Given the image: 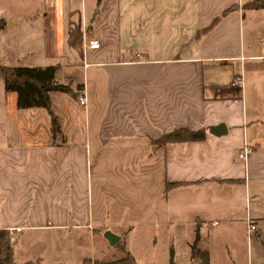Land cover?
<instances>
[{"label": "crops", "instance_id": "1", "mask_svg": "<svg viewBox=\"0 0 264 264\" xmlns=\"http://www.w3.org/2000/svg\"><path fill=\"white\" fill-rule=\"evenodd\" d=\"M253 1L37 0L23 18L32 32L3 65L56 66L58 82L82 84L86 108L49 92L55 144L47 110L17 108L0 85V251L10 246L14 264L122 250L135 263L197 264V232L207 264H264V9ZM177 128L204 137L157 142Z\"/></svg>", "mask_w": 264, "mask_h": 264}, {"label": "trees", "instance_id": "2", "mask_svg": "<svg viewBox=\"0 0 264 264\" xmlns=\"http://www.w3.org/2000/svg\"><path fill=\"white\" fill-rule=\"evenodd\" d=\"M247 8L264 9V0H254L249 6H247ZM216 20L217 19L213 22ZM56 70V66L22 67L0 65V79L3 82V89L6 92L13 91L16 94L17 108L43 107L47 110L51 123V137L53 139H55L54 137L56 134L60 132V125L53 109L51 108L49 92H64L69 96L76 98L80 91H82V84L74 83L71 78L66 83L58 82L55 78ZM203 137L204 132L201 129L190 131L185 128H177V130L162 134V137L158 139L157 142L163 144L165 142L202 139ZM174 185H176V183H167L166 188ZM194 238L195 240L191 245V253H193L194 256L198 255L199 261L197 264H207L206 252L200 251L195 247L198 239L197 232ZM121 248L122 247H120V249ZM0 253H2L0 264H14L12 259V249L10 246L5 247ZM121 255L120 258L109 261L93 260V264H143L135 263L132 256L125 250H122ZM85 261L87 260H84V262ZM169 264H172L171 260Z\"/></svg>", "mask_w": 264, "mask_h": 264}, {"label": "rangeland", "instance_id": "3", "mask_svg": "<svg viewBox=\"0 0 264 264\" xmlns=\"http://www.w3.org/2000/svg\"><path fill=\"white\" fill-rule=\"evenodd\" d=\"M36 1L37 0H0V21L1 19H9L17 22L12 25L9 23L1 25L0 23V65H8V62H10L9 54L17 52L18 49L22 47L24 39L28 37L27 33L32 32L28 19L23 18H27L28 16H32L34 14L37 7ZM12 56V60L16 61V57L14 55ZM64 72H61V75L64 74ZM75 73V76L77 77L76 81L80 82L81 77L79 72ZM58 77L63 78L59 74ZM0 85H2V80H0ZM94 247H97V243H95ZM88 248L89 242L87 236H85L83 238L82 245V250L84 251L83 255H87ZM175 253L177 254L178 262H182L185 256L183 250L180 248ZM0 257H2V253H0ZM89 262L90 261L87 260L83 264H87Z\"/></svg>", "mask_w": 264, "mask_h": 264}, {"label": "built area", "instance_id": "4", "mask_svg": "<svg viewBox=\"0 0 264 264\" xmlns=\"http://www.w3.org/2000/svg\"><path fill=\"white\" fill-rule=\"evenodd\" d=\"M86 46L87 48L89 49H97L99 48V43L97 42V40L95 39H84L83 41V47ZM136 58L138 60L141 59V56L139 54L136 55ZM240 85H241V79L240 78H235L232 83H231V86H234V87H237V89L240 88ZM76 102H77V105L79 107H81L82 109H85V102H86V99H85V95H84V92L80 91V93L78 94V96L76 97ZM54 143L55 144H58V143H61L62 142V139L60 137V135L57 133L56 136L54 137ZM240 153L237 155V159L239 161H242V160H245L247 155L250 153V148H248L247 146H243L241 148V150L239 151ZM246 226H247V230H246V233H247V238L249 239L253 234L254 232L256 231V228L255 226H253V223L252 221L248 220L246 221ZM21 231V228L16 226L15 228H8L7 230V234H8V239L10 241H13V239H15L16 235ZM90 262L87 263V264H93V259L92 260H89Z\"/></svg>", "mask_w": 264, "mask_h": 264}, {"label": "water", "instance_id": "5", "mask_svg": "<svg viewBox=\"0 0 264 264\" xmlns=\"http://www.w3.org/2000/svg\"><path fill=\"white\" fill-rule=\"evenodd\" d=\"M215 132L218 134L220 131L216 130ZM104 237L110 244H114L116 242V240L118 239L117 236H115L114 234H112L110 232H106L104 234Z\"/></svg>", "mask_w": 264, "mask_h": 264}]
</instances>
